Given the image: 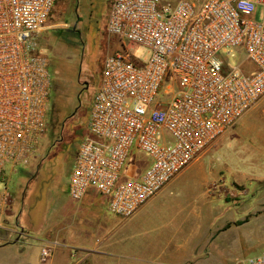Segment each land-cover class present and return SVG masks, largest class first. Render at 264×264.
Returning <instances> with one entry per match:
<instances>
[{
    "label": "built area",
    "instance_id": "obj_1",
    "mask_svg": "<svg viewBox=\"0 0 264 264\" xmlns=\"http://www.w3.org/2000/svg\"><path fill=\"white\" fill-rule=\"evenodd\" d=\"M55 2L0 0V226L11 204L4 167L26 164L46 127L51 76L39 36ZM106 29L121 48L103 61L68 195L95 190L128 219L264 98V0H113ZM136 47L144 55L133 59ZM131 148L144 158L126 170ZM244 264H264V254Z\"/></svg>",
    "mask_w": 264,
    "mask_h": 264
},
{
    "label": "crops",
    "instance_id": "obj_2",
    "mask_svg": "<svg viewBox=\"0 0 264 264\" xmlns=\"http://www.w3.org/2000/svg\"><path fill=\"white\" fill-rule=\"evenodd\" d=\"M231 130L245 164L223 169L200 155L128 219L95 190L74 201L67 189L50 197L44 216L21 212L9 225L11 199L0 264H244L264 254V175L242 169L264 160V98Z\"/></svg>",
    "mask_w": 264,
    "mask_h": 264
},
{
    "label": "rangeland",
    "instance_id": "obj_3",
    "mask_svg": "<svg viewBox=\"0 0 264 264\" xmlns=\"http://www.w3.org/2000/svg\"><path fill=\"white\" fill-rule=\"evenodd\" d=\"M112 1L56 0L46 28L39 36V47L49 58L51 76L46 127L36 152L26 164L15 169L9 164L4 167L3 183L10 187V199H14L9 225L15 223L21 212L34 218L44 216L50 197L55 192H67L74 157L86 133L94 94L99 87L103 61L121 48L119 40L106 29ZM226 53L220 54L222 60L230 66L239 64V57ZM131 54L137 59L144 52L136 47ZM172 78L168 72L158 102L164 101V88ZM233 134L232 130L228 131L200 155L212 163L217 157L218 167L223 169L238 162L245 164L249 154L240 159L234 146L229 145ZM140 158L144 155L131 148L126 170L134 168ZM242 169L264 175V160L250 162ZM214 179L219 183L218 177Z\"/></svg>",
    "mask_w": 264,
    "mask_h": 264
},
{
    "label": "trees",
    "instance_id": "obj_4",
    "mask_svg": "<svg viewBox=\"0 0 264 264\" xmlns=\"http://www.w3.org/2000/svg\"><path fill=\"white\" fill-rule=\"evenodd\" d=\"M82 138V137H81Z\"/></svg>",
    "mask_w": 264,
    "mask_h": 264
}]
</instances>
